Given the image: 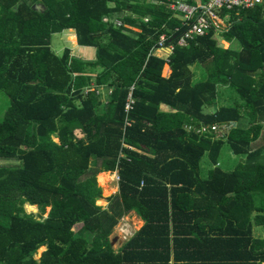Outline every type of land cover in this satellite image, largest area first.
I'll return each mask as SVG.
<instances>
[{
    "label": "trees",
    "instance_id": "obj_1",
    "mask_svg": "<svg viewBox=\"0 0 264 264\" xmlns=\"http://www.w3.org/2000/svg\"><path fill=\"white\" fill-rule=\"evenodd\" d=\"M168 2L0 0V264H264V5L222 10L225 30L179 47ZM67 29L94 60L52 51ZM214 123L234 126L195 133ZM114 171L118 191L97 205L96 177ZM131 212L143 224L115 250Z\"/></svg>",
    "mask_w": 264,
    "mask_h": 264
},
{
    "label": "built area",
    "instance_id": "obj_2",
    "mask_svg": "<svg viewBox=\"0 0 264 264\" xmlns=\"http://www.w3.org/2000/svg\"><path fill=\"white\" fill-rule=\"evenodd\" d=\"M256 5H264V0H195L194 4H190L184 0H170L167 3V8L178 16L183 27L182 33L178 36L176 45L185 47L188 40L194 37L205 35L209 30L213 29L215 32H221L226 29L227 25L220 16L222 10H236L248 9ZM147 21V18L145 19ZM116 25H120L118 22ZM174 31H180L178 27ZM167 36L162 34L157 41V45L153 47L155 54L158 51H163L162 58L166 59L174 49V44H165ZM126 108H129L127 104ZM234 124H211L201 125L195 128V133L198 135H213L214 137H222L225 132L229 130ZM188 130L193 129L191 126L187 127ZM117 181L119 180L116 176ZM142 185V182H141Z\"/></svg>",
    "mask_w": 264,
    "mask_h": 264
},
{
    "label": "rangeland",
    "instance_id": "obj_3",
    "mask_svg": "<svg viewBox=\"0 0 264 264\" xmlns=\"http://www.w3.org/2000/svg\"><path fill=\"white\" fill-rule=\"evenodd\" d=\"M39 9H42L41 5H37L36 6ZM115 24H117L119 21L115 20ZM218 44L221 45L223 48H227L228 44L226 42H224L223 40H221L220 38H218ZM71 45L65 40V33L61 32V33H57V34H53L51 36V48L52 51L55 52L56 55H60L62 53V49L64 48H70ZM78 49H76L77 51ZM76 51H74L76 53ZM165 72V71H164ZM228 97V93L226 94ZM226 96H222L220 103H222L223 105H230L231 103H229V101H226ZM9 106V99L8 97L0 90V120L3 118L5 111L7 110ZM210 109H206V112L209 111ZM259 143V141H258ZM238 162V158L231 155V152L228 148L227 145H224L222 148V152L221 155L219 157V163H220V167L223 170H231L235 164ZM12 162L9 161H0V165H7V164H11ZM200 166H201V173L204 174L206 173V171L209 169V160L208 157L205 155L201 162H200ZM99 174L97 175L96 179H97V184L98 186L102 189V198L99 199L96 204L106 207V201L108 196L112 195L114 193V190L117 187L118 181L116 179L115 174H110L108 177V180L105 183H100L99 181ZM25 212L26 213H32L35 216H37L38 214V209L36 208V206H29V205H25L24 206ZM49 211V208L46 209V214ZM46 214H44V217L46 216ZM79 226H76L75 229H77ZM140 227V219L134 214V213H128L127 215L123 216L117 223V225L115 226V228L113 229V232L110 236V240L112 243V247L113 249L117 250L122 244L123 242H125L129 237H131L133 235V233L135 231L138 230V228ZM254 232L257 236H262L264 237V229L260 228V227H256L254 229ZM45 248L42 247L41 249H39L37 251V253L35 254L34 258L38 259L42 253V251Z\"/></svg>",
    "mask_w": 264,
    "mask_h": 264
},
{
    "label": "crops",
    "instance_id": "obj_4",
    "mask_svg": "<svg viewBox=\"0 0 264 264\" xmlns=\"http://www.w3.org/2000/svg\"><path fill=\"white\" fill-rule=\"evenodd\" d=\"M63 33H65V40L71 45V47L70 48H68L69 50H70V55L72 56V57H74V58H77V59H80V60H83V61H92V60H94L95 59V49L93 48V47H85V46H79L78 44H77V42H76V35H75V32H74V30H72V29H67V30H64L63 31ZM71 38H74V42L72 41V40H70ZM228 44V43H227ZM50 48H51V42H50ZM52 49V48H51ZM64 49H66V48H64ZM64 49H62V52H63V50ZM76 49H78L77 51H76ZM74 51H76V53L74 52ZM54 52V51H53ZM55 53V52H54ZM62 54V53H61ZM60 54V55H61ZM59 55V54H58ZM156 55L158 56V57H161L162 55H163V51H158L157 53H156ZM169 74V70L167 71V74L166 75H168ZM161 108H162V110H168V108L166 107V106H161ZM100 174H103V177L106 179V180H108V177H109V175L110 174H115V175H117V173H116V171H114V172H101V173H99V175ZM117 191H118V184H117V187H116V189L114 190V193L112 194V195H114V194H116L117 193ZM111 196V195H110ZM109 197V196H108ZM106 204H107V201H106ZM131 213H133V212H131ZM142 224H143V222L140 220V227L142 226ZM139 227V228H140ZM138 228V229H139Z\"/></svg>",
    "mask_w": 264,
    "mask_h": 264
},
{
    "label": "bare ground",
    "instance_id": "obj_5",
    "mask_svg": "<svg viewBox=\"0 0 264 264\" xmlns=\"http://www.w3.org/2000/svg\"><path fill=\"white\" fill-rule=\"evenodd\" d=\"M99 177V181H100V183L102 182V183H105L107 180L102 176V175H99L98 176ZM31 207V206H30ZM42 248V247H41ZM40 248V249H41Z\"/></svg>",
    "mask_w": 264,
    "mask_h": 264
}]
</instances>
